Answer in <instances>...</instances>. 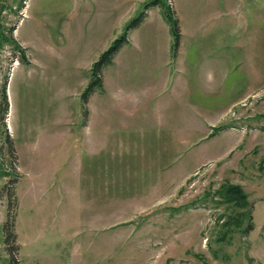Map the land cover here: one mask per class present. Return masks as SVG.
I'll list each match as a JSON object with an SVG mask.
<instances>
[{
	"label": "rangeland",
	"instance_id": "rangeland-1",
	"mask_svg": "<svg viewBox=\"0 0 264 264\" xmlns=\"http://www.w3.org/2000/svg\"><path fill=\"white\" fill-rule=\"evenodd\" d=\"M10 263L264 264V0H0Z\"/></svg>",
	"mask_w": 264,
	"mask_h": 264
},
{
	"label": "trees",
	"instance_id": "trees-1",
	"mask_svg": "<svg viewBox=\"0 0 264 264\" xmlns=\"http://www.w3.org/2000/svg\"><path fill=\"white\" fill-rule=\"evenodd\" d=\"M160 1H156L154 3V6L160 5ZM148 6V5H147ZM146 6V10H148V7ZM166 17L171 25V31L174 36L175 46L178 50L180 46V40H181V30L178 19L175 18L174 14L170 9H167V12H165ZM145 12L142 13V15L134 20L127 28L126 32L121 36V38L117 39L112 46L105 51L103 54H101L99 60L93 64L92 68V80L86 87L84 93L82 94V99L84 102V105L88 104V101L92 94L98 90L103 88V77H102V71L107 66H111L114 62V59L116 55L123 49L125 46H128L130 44L129 41V33L139 28L145 19ZM220 195L223 200H225L228 203H235L236 205L240 206L241 208H245L248 204L247 198L248 195L246 192H244L243 188L240 185H225L221 187ZM4 232L6 239L5 241L7 243L12 240L14 244H16L17 235L15 234L13 230V224H11V221L7 222L4 225ZM19 250L18 247L14 245V251ZM12 256L15 255V252H11ZM11 264V263H10Z\"/></svg>",
	"mask_w": 264,
	"mask_h": 264
},
{
	"label": "water",
	"instance_id": "water-1",
	"mask_svg": "<svg viewBox=\"0 0 264 264\" xmlns=\"http://www.w3.org/2000/svg\"><path fill=\"white\" fill-rule=\"evenodd\" d=\"M253 228L252 225H248L246 229L244 230V233H249V231Z\"/></svg>",
	"mask_w": 264,
	"mask_h": 264
},
{
	"label": "bare ground",
	"instance_id": "bare-ground-1",
	"mask_svg": "<svg viewBox=\"0 0 264 264\" xmlns=\"http://www.w3.org/2000/svg\"><path fill=\"white\" fill-rule=\"evenodd\" d=\"M18 64V63H17Z\"/></svg>",
	"mask_w": 264,
	"mask_h": 264
}]
</instances>
